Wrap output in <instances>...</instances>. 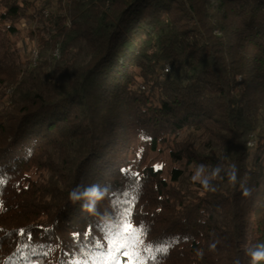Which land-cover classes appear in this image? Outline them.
I'll list each match as a JSON object with an SVG mask.
<instances>
[{
    "label": "trees",
    "instance_id": "trees-1",
    "mask_svg": "<svg viewBox=\"0 0 264 264\" xmlns=\"http://www.w3.org/2000/svg\"><path fill=\"white\" fill-rule=\"evenodd\" d=\"M69 104L81 108L59 110ZM42 114L59 139L37 124ZM201 164L207 189L192 179ZM0 178V264H24L20 229L43 242L25 253L34 264L79 259L74 233L92 225L99 235L121 191L138 192L134 219L149 241H177L162 264H254L249 250L264 244V0H0ZM82 182L106 188L95 212L70 198Z\"/></svg>",
    "mask_w": 264,
    "mask_h": 264
},
{
    "label": "snow or ice",
    "instance_id": "snow-or-ice-1",
    "mask_svg": "<svg viewBox=\"0 0 264 264\" xmlns=\"http://www.w3.org/2000/svg\"><path fill=\"white\" fill-rule=\"evenodd\" d=\"M162 167L163 165L156 166L157 170ZM135 187L138 188L139 185ZM137 200L138 192L115 193L112 209L99 226V235L92 225L87 226L82 233L75 232L73 243L79 259L73 256L65 264H162V258L177 241L175 238L155 242L147 239L148 228L142 222L137 224L134 219L133 208ZM16 235L19 237L16 251L21 260L24 264H34L25 253H35L43 242L37 241L31 230L20 229ZM51 250L48 246V250L42 254L47 256Z\"/></svg>",
    "mask_w": 264,
    "mask_h": 264
},
{
    "label": "clouds",
    "instance_id": "clouds-1",
    "mask_svg": "<svg viewBox=\"0 0 264 264\" xmlns=\"http://www.w3.org/2000/svg\"><path fill=\"white\" fill-rule=\"evenodd\" d=\"M205 170H206L205 165L203 164L198 165L192 179L198 180L207 189L210 188V177L209 175H205ZM222 170H223L222 167L218 164L215 167L211 168L210 176L212 177L219 176ZM237 173L238 170L235 168V166H233L232 170L227 173L228 176L230 177V180L234 183L237 182L238 180ZM241 186L243 187V195L246 197L250 196L251 190L245 187L244 185ZM212 190L214 191L215 189L212 188ZM69 195L70 198L73 200L85 199L83 208H85L89 212H95L97 201L103 199L104 196L106 195V188H102L101 186L98 185H90L85 187L82 182L81 185L73 189ZM211 247L215 248L216 245L212 244ZM248 254L251 256L254 264L256 261L264 260V244L257 245L253 249H250Z\"/></svg>",
    "mask_w": 264,
    "mask_h": 264
},
{
    "label": "rangeland",
    "instance_id": "rangeland-1",
    "mask_svg": "<svg viewBox=\"0 0 264 264\" xmlns=\"http://www.w3.org/2000/svg\"><path fill=\"white\" fill-rule=\"evenodd\" d=\"M26 23L24 22V21H22L21 22V24H20V28L22 29V30H25L26 29ZM21 44H22V46H24L25 47V49H26V52H25V56L28 58V59H32V61H33V59H35V61H33V64H31L33 67H35L36 65H37V57H38V55H37V49H35V46L33 45V43H32V41H30L26 36H25V31H24V39H23V41L21 42ZM37 52V53H36ZM54 57L55 58H59V51L58 50H55L54 51ZM106 84H107V82L106 81H104L103 80V85H104V87H106ZM10 92V91H9ZM65 108L66 109H69L70 111H77V110H79L81 107H79L78 105H77V107H76V105L74 104V105H71V104H69V105H64L63 107H60L59 108V110L60 109H64L65 110ZM11 109V108H10ZM68 110V111H69ZM74 111V112H75ZM75 114V113H74ZM49 115V114H48ZM209 115V114H208ZM207 115V116H208ZM47 114H42V115H39V116H36V120H37V124H45V123H48V125H50V127L52 126V124L54 123V121H52V123L51 122H49V121H47ZM67 118H68V116H67ZM203 119L202 120H204L205 121V119H206V117L204 116V117H202ZM69 119L71 120V119H75V117H69ZM213 119H215V118H213L212 116H211V118L209 119H207L206 120V122H205V125H206V127H208V128H212L213 127V125L215 124L214 122H213ZM67 121V120H66ZM69 121V120H68ZM67 121V122H68ZM56 124V123H55ZM62 124V123H61ZM52 127H54V126H52ZM51 127V130L50 131H54V139H59V137H58V135H57V133H56V129L54 130V128H52ZM39 129V128H38ZM45 129H47L46 127H45ZM44 131H46V130H44ZM249 146L250 147H253L254 146V143H250L249 144ZM157 160H156V162H160V163H163L164 165H165V167L167 166L168 167V165H169V158L165 155V154H162V155H158L157 156V158H156ZM88 163H86L85 165H87Z\"/></svg>",
    "mask_w": 264,
    "mask_h": 264
}]
</instances>
